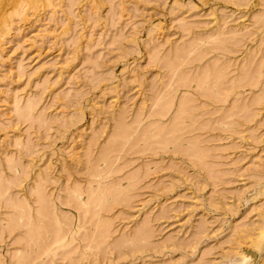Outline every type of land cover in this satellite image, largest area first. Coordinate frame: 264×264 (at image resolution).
<instances>
[{
    "label": "rangeland",
    "instance_id": "374dc122",
    "mask_svg": "<svg viewBox=\"0 0 264 264\" xmlns=\"http://www.w3.org/2000/svg\"><path fill=\"white\" fill-rule=\"evenodd\" d=\"M96 1L99 0H0V264H21L20 258L31 250L32 254L28 252V255L30 257L36 255V261H39L40 264L43 262V264H69V262L71 264L75 258L79 261L80 250L89 252V255L86 256L89 264H174L175 262L177 264H221L222 255L228 251L227 255L232 252L230 243L231 240H235V235L241 229L256 226L259 221L261 224H257V230L252 236L253 241H250L253 244H247L246 249L248 254L253 256L250 264H261L264 261V250L260 251L264 247V215L260 216V211L263 209H259L264 208V193H258L264 189V105H262L264 100L261 104L257 101H262L261 99L264 97V94L261 96V93H264V56L263 58L261 56L264 55V14H262L264 8L261 0H227V2L226 0H102V4H98V7L94 5ZM186 29L213 40H209L210 42L204 45L202 43V46L199 45L202 48L215 47L214 45L217 44L215 41L217 38H211L210 35L218 36V31L227 34L232 32L231 35H235L234 37L226 34L229 37L226 45L232 47L234 51L227 55V61L221 57L216 58L215 53L206 55L202 53L200 54L201 60L196 58L197 54L192 58L191 54L194 55L198 50L191 52L192 46L195 42L199 44L201 40L194 41ZM217 41L220 43L219 40ZM178 47L179 49H176ZM180 47L181 51L183 50L182 54L188 52L185 57H190V60L186 59V61L189 60L188 63L191 62L190 64L184 65L185 63L180 64L181 62L180 65H176L177 62L174 64ZM75 48H77V52H75ZM195 59L199 61L196 62ZM260 60L263 63L262 68ZM171 64L173 65L171 66ZM174 65L175 70L179 72L183 70L181 77L188 72L187 77L189 75L190 79L191 76L196 77V82H199L202 77L206 76L204 81L203 79L200 81L202 84L199 83L203 94L205 90L206 93L212 94V88L210 87V91L209 87H205L208 79L212 78L211 74L215 75L223 69H227V81L236 79L245 83L251 82L249 79L255 77L253 74H256L254 69L258 71L260 66V72L257 73L259 75L255 77V80L259 81L257 85L242 88L236 86L234 95L227 96L225 100L220 101L221 103H216V107L206 106L198 110L202 113L207 109L208 112L214 114L209 115L206 110L207 113L204 112L203 116L198 112L200 114L198 119L194 113L197 121L192 122V127L196 126L198 122L207 125H204L203 128V125L198 124L202 130L186 135L187 137L191 136L190 139L187 138L189 142L196 140L198 151L203 150L202 152L205 153L200 159L195 157H201L197 154H187L190 152L187 143L181 145L180 151L182 152L183 148L186 153V156H182L183 160L179 156H173L171 152L163 153L160 149L162 148L160 142L153 144L158 135L161 137L160 135L164 132L162 130L169 120V124L172 122L170 124L173 128L172 131L180 128L181 125L182 127L187 126L181 124L180 120H178L179 123L175 122L176 115H181L179 105L192 96L190 95L192 93L189 94L190 90H185L186 92L178 90L174 95L170 90L172 87H169L171 91L169 97L173 94L172 98L174 97V99L168 98V95L164 96V100L172 99V102L168 103H166L167 100L162 99L161 103V100L157 99L158 101H156L154 98V93L157 94L155 88H157V84H160V81L168 82V78L171 77L172 79L169 81L176 78V82H178L180 73L174 70ZM195 65L197 66L195 67ZM200 66L204 70L202 68L198 70ZM206 66L208 72L205 71ZM247 70L254 71L251 73L252 75L248 76L250 73L247 74ZM222 72L225 73V71ZM176 73L178 74L176 75ZM198 76L201 78L199 79ZM242 76L247 77L243 78ZM111 78L113 80H110ZM176 82H174L175 85H177ZM232 83L221 84L220 88L228 87L227 85H232ZM208 84H210L209 81ZM210 85L213 86V83ZM225 90L221 89L222 93L225 94ZM181 91L188 93V97L186 94L182 95ZM179 92L183 99H177V97H181ZM155 96L157 97V95ZM253 99L263 108L257 106V102L253 105ZM204 100L201 97V101ZM29 101L35 102V107L31 112L34 119H24L17 114V110L27 108ZM176 101H178L176 104H179V107L175 105ZM246 101L252 106L248 108H253V112L256 114L250 113V109L245 111L242 108ZM188 103L189 101L186 105ZM233 103L238 108L230 106ZM169 104H171L170 109L169 106L165 107ZM156 105L160 107L157 108ZM224 107L226 110L230 108L234 110L230 109V114V111L223 110ZM239 107H241V113ZM215 108H217L216 111ZM254 108L261 110L257 111ZM155 109L156 111H154ZM174 111L178 113L176 114ZM156 112L159 117L156 116ZM248 112L253 118L248 117ZM232 113L234 115L229 117L230 120L228 115H232ZM238 113H244L245 117L242 115L244 118H240ZM161 114L163 116H160ZM169 114H173L174 117ZM169 117L174 118V121H171L172 119ZM220 117L224 121H220L222 119ZM137 118L142 122H139ZM246 118L252 122L248 119L247 122ZM190 119L189 121L194 120L193 115ZM205 119L206 121L208 119V122H205ZM227 119L238 121L240 125L233 122H229V124ZM119 120L122 125L118 123ZM151 120H157V122L153 124ZM165 120L166 122H164ZM214 120L218 121L215 123ZM149 121L152 122L153 128L150 123L148 124ZM161 122L165 124L162 128H158L157 126ZM173 122L177 126L179 124L180 127L174 128ZM123 123L127 124L129 128L126 125L125 127L128 130L122 127ZM145 123H147L145 126L147 129L152 128V133L155 132L158 135L155 136L153 133L154 136L150 137L149 131L146 132L149 135L146 138L145 131L147 130L144 126L145 129L141 127V130L145 131L139 132L140 126ZM119 124L121 125L120 129L121 127L122 131L124 129V135L127 134L126 138L125 136L118 138L120 130H117V126ZM135 125L137 126L135 127ZM237 125L238 127H236ZM167 126L166 129L169 130H165L172 133L170 137L178 135L177 133L181 134L179 129H176V133V131H170L171 127ZM133 127H135V131ZM225 127H229L231 130L227 129L230 132ZM232 130H234V134L231 133ZM126 131L129 134L131 132V135L129 136ZM166 131L163 135L167 133ZM141 133H145L146 141H150V143L147 142L150 145L149 148L146 147L147 151L151 146L153 147L151 150L153 152L148 151V153L155 154L157 152V154L152 155L151 158L148 154L144 157L141 156L142 159L135 160L141 153L129 155L132 151L130 150L128 155L118 160L117 163L114 162L111 166L110 164H101L96 167L97 171L102 170L103 167L112 171L113 174L110 173L108 177L101 173V176H106L105 179L99 176L93 178L87 174L90 172L88 168L90 164L96 162L99 152L106 148L105 146L108 147L109 142L113 143V140L114 142L119 140V142H115L119 144L123 141L125 144L122 145H126L127 148L128 142L133 138L134 141H138L139 138L142 141L145 140ZM166 135H164L165 139L168 136ZM170 137L167 140L176 138V136ZM141 140L138 142H146ZM152 141L154 142L151 143ZM158 141L163 140L158 138ZM147 151L145 149L146 153ZM122 153L120 154L122 155ZM30 163H33L31 167L28 166ZM131 163L133 165H130ZM13 166L18 167L20 172H14ZM118 170L119 172L115 174ZM127 176L129 178L131 176L140 177L141 179L139 183L136 181L139 178L134 181L130 180L131 183L137 182L133 189L129 182L130 189L126 185L127 182H123L119 188H110L112 190H108V193L111 191L114 193L113 190H117V188L122 189L124 184L127 187L126 189L123 187V191L120 190L122 193H118L119 190L118 194L114 193L113 199L116 198V194L117 198L122 199L120 201L116 198L117 201L119 200L118 202L114 199L117 204L110 203V200L100 204V206L103 205V210L110 208L107 212H102L103 210L99 206L96 207L94 203L92 206L90 205L88 213L84 212V208L72 190L78 187L89 194L95 186L98 187L97 182L106 183L108 187V183L116 177L126 178ZM91 181H96V183ZM42 183L41 188L45 186V192L39 186ZM38 186L42 191L37 188ZM78 188L77 190H79ZM70 191L71 193L68 194ZM46 193H50L51 197L54 196L53 199L58 198L56 206L63 214L57 213L61 215L59 218L63 219L68 216L63 210L64 206L68 205L74 212L72 219L77 217L80 219L81 225L84 224L76 235L78 240H74L64 248L61 247L59 252L55 251L57 256L54 263L49 261L51 257H48L49 259L46 257L45 261V257L42 255L43 251L48 249L50 241H43L42 233L50 226L55 227L51 231L49 229L48 232L51 233L55 231L56 227L62 228L63 224H58V220L54 222L57 215L53 213L52 217L51 214H48L47 217L51 221L45 230L42 226H39L37 231L35 226L33 230H30L33 226L28 225L27 227L25 223L23 224L25 220L19 221L18 217L21 211L18 213L20 208L16 207L17 203H22V205L26 203L25 209L30 207L28 210L30 214L35 216V219H39L42 203L38 206L39 199H41L38 197L42 195L44 197L42 199L46 200L47 196H43ZM42 199L41 201L45 202ZM73 203L77 205H73L72 208ZM60 204L62 206H58ZM15 207L16 210L19 209L16 211ZM98 209L102 210L101 213ZM95 210L96 212L98 210L101 215V217H97L100 218V224L97 223L98 219L94 215ZM11 217L14 218L11 219ZM68 217L67 221L69 222L71 217ZM16 218L17 220H15ZM146 220L149 221L152 235L148 238V245L143 248L160 251L161 246L162 249L165 247L163 255L159 256V254L151 252L132 255L134 247L129 240L145 225ZM94 221L98 224L97 228H100L97 231L101 230L102 227L99 226L102 222L103 225L106 224L104 227L108 230L104 229L108 234L107 236L104 234L106 236L104 241L100 239L101 236L98 234L100 232L97 233ZM6 225L10 227L8 228ZM17 225L18 227L24 226H20L21 229H18ZM200 225H205L204 232L202 231L204 236L201 237L194 253H192L187 246L194 242L197 230L201 231L200 228L198 229L201 227ZM66 226L63 227L65 232L68 229ZM25 228H28L29 231H26ZM34 230L37 233L41 232L42 240L37 237L40 235L36 234ZM92 230L100 236L99 240L97 237L94 240L97 234L95 235ZM34 236L35 240L32 239ZM48 236L50 235H47L45 239H50ZM79 238H81V242ZM31 241L35 244L32 243L34 246H30ZM39 241L40 244L42 242L41 245ZM96 242H99L98 247L95 246ZM171 243L176 244L177 249L171 250ZM85 245L86 249L88 246L90 248L86 250L83 248ZM39 246H42L43 249ZM78 246L81 249H76ZM38 250L42 254H38ZM35 253L38 254V257ZM19 254L22 256L19 257ZM31 258L28 262L31 261ZM34 258L30 264H35ZM81 261H83L82 264H87L84 258ZM24 263L22 262V264Z\"/></svg>",
    "mask_w": 264,
    "mask_h": 264
},
{
    "label": "bare ground",
    "instance_id": "6f19581e",
    "mask_svg": "<svg viewBox=\"0 0 264 264\" xmlns=\"http://www.w3.org/2000/svg\"><path fill=\"white\" fill-rule=\"evenodd\" d=\"M100 1V2H99ZM99 1H96V2H94V5L96 6V7H98L100 4H102L101 3V1L102 0H99ZM104 1V0H103ZM102 1V2H103ZM107 2H109V1H107ZM226 2H227V0H226ZM261 2H262V5H263V8H264V0H261ZM93 4V3H92ZM99 4V5H98ZM261 4V3H260ZM236 5V4H235ZM95 6H93V8L95 9ZM262 14H264V9L262 10ZM263 24V23H262ZM264 25V24H263ZM258 27H261V26H258ZM257 27V28H258ZM186 30H188V34H190L191 35V37H192V39L194 40V41H196V40H201L200 41V43L199 44H197L196 42H195V46L193 45L192 47H193V49H192V51L191 52H194V51H196L197 49L199 50V52H198V50L196 51V53H194V55L193 54H191L193 57L192 58H194L195 57V55L197 54L198 56H196V58H199L200 60H201V58L202 57H200L201 55L200 54H204V55H206V54H209V53H215V55H216V58L217 57H221V58H223L224 59V61H227V55L228 54H230V53H232L234 50L232 49V47H229V46H227L226 45V43L228 42V39H229V37H227L226 36V34L227 33H220V31H218L217 32V34H219L218 36H215V34H213V35H210V37L212 38H214V37H216L217 38V40H219V42L220 43H218V41L217 40H215L216 42H217V44L216 43H214V44H216V45H214L215 47H213V46H211V48H202V47H200V46H202V45H204L205 43H209L212 39H209V37H207L208 38V40H207V38H205V37H202L199 33V35H197L195 32H193L192 30H189V29H186ZM222 32V31H221ZM230 34V33H229ZM229 34H227V35H229ZM231 34H232V32H231ZM230 34V35H231ZM220 36H222L223 38H221ZM225 36V37H224ZM235 35H231V37H234ZM219 37H220V39H219ZM215 39V38H214ZM210 40V41H209ZM193 41V42H194ZM213 41V40H212ZM203 43V44H202ZM190 44H191V42H190ZM189 44V45H190ZM202 44V45H201ZM200 45V46H199ZM185 46V45H184ZM200 48H199V47ZM192 47H190V48H192ZM195 47V48H194ZM176 49H179V47L178 48H176ZM181 47H180V52H178L177 54H176V56H175V61H174V64H176L175 62H177L178 64H176V65H180V64H182V63H185L184 65H188V64H190V63H188L189 62V58L190 57H188V58H186L185 57V55H186V53H188V52H186V53H183L182 54V51H181ZM183 49H184V47H183ZM186 49L188 50V47H186ZM78 50H77V48H75V52H77ZM179 51V50H178ZM175 52H177L176 50H175ZM263 53V52H262ZM264 54V53H263ZM188 56V55H187ZM262 56V58H263V56L264 55H261ZM184 59H183V58ZM192 58H191V61H193L192 60ZM186 59H189L188 61H186ZM168 60V59H167ZM170 60V59H169ZM168 60V61H169ZM185 60V61H184ZM194 61H196V59L194 60ZM199 61V60H198ZM198 61H196V62H198ZM261 61L262 60H260V62L259 63H261ZM263 61H264V58H263ZM173 61H172V59H171V63H172ZM181 62V63H180ZM186 62H187V64H186ZM170 63V62H169ZM180 63V64H179ZM259 63H258V65H259ZM168 64V63H167ZM170 65V64H169ZM169 65H168V67H169ZM173 64H171V66H172ZM261 65H263V63H261L260 64V66ZM182 66V65H181ZM197 65H195V67H196ZM260 66H259V68H260ZM264 66V65H263ZM263 66H261V68L263 67ZM179 67V66H178ZM194 67V66H193ZM194 67V68H195ZM215 67V66H214ZM172 68V67H171ZM177 68V67H176ZM200 68H202L201 66L199 67V69L198 70H200ZM207 68V66L205 67V71L206 70H208V69H206ZM217 68V67H216ZM254 68H256L255 66H254ZM253 68V69H254ZM258 68V71H257V69H254V70H256L254 73H258V72H260L259 69ZM173 69V68H172ZM196 69V68H195ZM203 69V68H202ZM213 69V68H212ZM171 70V69H170ZM174 70H175V65H174ZM192 70H194V69H192ZM198 70H197V73H198ZM204 70V69H203ZM218 71H219V68L217 69ZM221 70V69H220ZM227 70V69H226ZM226 70H222V71H225V73L224 72H222V71H220L218 74L216 73H214V71H213V73L215 74V75H213V74H211L212 76V78L211 79H208V81L210 82V84L211 83H213V86L212 85H210V84H208V81H207V85L205 86V87H211L212 88V91H211V88L210 89H208V90H210L211 91V93L212 94H208V93H206V90L205 89H202V90H205V92H204V94H203V92H201V90H200V88H199V83H201L200 81L203 79V81H204V77H206V76H204V77H202V79L201 80H199V82H196V80H195V78L196 77H193V76H191V79L189 78V76L187 77V73H185L184 75H186V76H184L183 75V77H181L182 75V73H183V70H182V72H179V71H177V70H175V71H177V72H179L180 74H178V73H176V75L178 74V77H179V80H177L178 82H176V78L175 79H173V80H175V81H173V80H170L169 81V79H172L171 77H170V75H169V77L170 78H168V82L166 81V82H164V81H160V87H158L159 85L157 84V88H155L156 90H155V92L157 91V94L156 93H154L155 95H157V97L154 95V98L156 99V101H158V100H161L160 102L162 103V99L164 98V96H167L168 95V98H172V96H174L175 95V93L179 90H183V91H187V90H190V92H189V94L190 93H192V94H190V95H192V96H189L188 97V93H185V92H183V91H181L182 92V95L184 94V96H185V94L187 95V101H189V103H188V105H186V103H187V101L186 102H182V100H181V102H182V104L181 105H179V104H176V103H178V101L180 102V100H178V101H176L175 102V105L176 106H180L181 108H179V109H181V111H180V113H181V115H180V117H179V119H178V116L176 115L178 112L176 111H174V113H176V114H174V115H176V117H177V120H176V118H175V120H176V122L175 123H177L178 122V120H180L179 122L181 123V124H186V125H183V126H186V127H182V125H181V127L179 126V124H178V126L180 127V128H178L179 129V132L181 133L180 135H179V133H177V130L176 129H174L173 131H176V133L178 134V135H173V136H176V138L174 137L173 138V136H171L172 138H173V140L172 139H168L167 140V138H169L170 137V134L172 135V133H170V132H167L169 129H166V126L169 124V122H170V120L168 121V123H167V125L165 126V128L162 130V131H166L167 133V135L166 134H164V135H166L167 137H166V139H165V136L163 135V133L164 132H162V134L160 135L161 137H158L159 135H158V133H155V132H153L154 134H155V136L156 135H158L157 136V139L156 138H154V139H156V140H154V141H152L151 143H153V144H157V143H159L160 142V144H162V148H160V149H162V151H163V153H167V152H171L172 154H173V156H179V158L181 159V160H183V158H182V156L183 155H185L186 153L183 151V148H182V152L180 151L181 150V145H183L184 143H187V144H189V148H188V145H186L187 146V148H188V150L190 151V152H187V154L189 153H191L192 155L194 154H197L198 156H201V157H197V156H195L196 158H198V159H200V158H202V156H204L205 155V153L204 152H202V151H198L197 149L199 148L198 147V143L196 142V140L194 141V142H189V140L188 139H190V137L191 136H189V137H187L186 135L187 134H189V133H192V132H196V131H199V130H202L201 129V127H199L198 126V124H201V125H203V123H197V127L196 126H193L192 127V122L194 123V122H196L197 121V118L196 117H194V113H196V115L198 116H200V114L201 115H203V114H205V113H207L208 112V110H207V112H206V110H204L202 113L200 112V111H198V110H200L201 108H203V107H206V106H215V104L216 103H221L220 101L221 100H225L226 99V97L227 96H232V94L234 95V89L236 88V86H237V88H242V87H245V86H255V85H257V82H259L258 80H255V77H258V75L259 74H257V76H256V74H253V75H255V77L253 76V78L252 79H249V80H251V82H245V83H241V80H231V81H229V79H228V81L226 80L227 79V77H226V75L228 74V72H226ZM254 70H252V72L254 71ZM187 71V70H186ZM188 71H190V70H188ZM202 71V70H201ZM204 71V72H205ZM174 72V71H173ZM172 72V73H173ZM206 72H208V71H206ZM210 72H211V70H210ZM215 72H216V70H215ZM247 74H249L248 76H250V75H252L251 73L252 72H250V71H248L247 70ZM192 73H194V72H192ZM201 73V72H200ZM220 73H222V74H220ZM223 73H224V75H223ZM171 74V73H170ZM189 74V73H188ZM203 74H205V73H203ZM207 74V73H206ZM246 74V73H245ZM244 74V75H245ZM173 75H175L174 73H173ZM193 75V74H192ZM200 75H202V73L200 74ZM260 75H261V73H260ZM173 77H177V76H173ZM187 77V78H186ZM226 77V78H225ZM243 78H246L247 76H242ZM198 78L200 79L201 78V76L199 77L198 76ZM178 79V78H177ZM110 80H113L112 78L110 79ZM255 80V81H254ZM197 81H198V79H197ZM174 82H176V84L177 85H175V83ZM228 82H230V83H232V85H227L228 87H226V86H224L225 88H226V90H225V88H220V85L221 84H225L226 85V83L228 84ZM256 82V83H255ZM167 83H169V84H167ZM173 83V84H172ZM198 83V84H197ZM203 83H205V82H203ZM237 85H236V84ZM167 84V85H166ZM202 84V83H201ZM201 84H200V86H201ZM169 87H172L170 90L172 91V93H174V95L172 94V96H170L169 97V92L171 93V91L169 90ZM204 87V86H203ZM203 87H201V88H203ZM204 87V88H205ZM223 87V86H222ZM168 88V89H167ZM206 88V89H207ZM221 89H224L225 91L224 92H226L225 94L224 93H222V91H221ZM208 92V91H207ZM214 92V93H213ZM221 92V93H220ZM264 92V91H263ZM206 93V94H205ZM181 93L179 92V96H181L180 95ZM262 94V95H261ZM260 95L261 96H263V94L264 93H261ZM159 95V96H158ZM259 95V96H260ZM260 96V97H261ZM201 97H203V99H205L204 101H201ZM258 97V96H257ZM166 99V100H164V101H166V103H168V102H172V99H174V97L172 98V99ZM178 98H182L183 99V97L181 96V97H177V99ZM186 98V97H185ZM190 98V100H188ZM264 97H262V101H260V100H257L256 98H254V99H256L257 101H259V103L261 104V102H263V99ZM158 99V100H157ZM176 99V100H177ZM253 99V101H254V104L253 105H255L256 104V100H254ZM185 100V99H184ZM156 101H154L153 100V102H156ZM152 102V103H153ZM230 102V101H229ZM248 101H246L245 102V104H244V102H243V107L242 108H244V110L245 111H249V109L251 110L250 111V113L251 112H253V108H248V107H250L251 106V104H248L247 103ZM166 103H164L165 105H166ZM222 103H223V101H222ZM224 103H225V101H224ZM239 103V102H238ZM242 103V102H241ZM249 103H251V102H249ZM258 103V102H257ZM258 103V105L257 106H260V104ZM234 104V103H233ZM230 105V106H232V107H234V106H236L235 104L234 105ZM80 105V104H79ZM170 105L171 104H169V105H167V106H165L166 108L168 107L169 109H170ZM229 105V104H228ZM242 105V104H241ZM262 105H264V102H263V104ZM150 106H152V105H150ZM157 106V105H156ZM159 106V105H158ZM158 106H157V108H158ZM162 106V105H161ZM178 106V107H179ZM222 106V105H221ZM240 106V105H239ZM27 108L25 109L24 108V110L23 109H19V110H17V114H18V116H20V117H23L24 119L26 118V119H30V118H33L34 119V116L32 117V114H31V112H33V109H34V107H35V102H33V101H29L28 102V104H27V106H26ZM160 107V106H159ZM162 107H164V106H162ZM164 107V108H165ZM175 107V106H174ZM216 107V106H215ZM219 108H220V105L218 106ZM217 107V108H218ZM252 107V106H251ZM260 107H262L263 108V106H260ZM143 108V107H142ZM141 108V109H142ZM156 108V109H157ZM163 108V109H164ZM211 108H213L214 109V107H211ZM217 108H215V111H216V109ZM218 108V109H219ZM228 108V107H227ZM235 108H238L237 106L235 107ZM240 108V113H241V107H239ZM156 109L154 110V111H156ZM162 109V108H161ZM168 109V110H169ZM176 109V108H175ZM178 109V108H177ZM176 109V110H177ZM225 109V107L223 108V110ZM231 110H234L233 108H230ZM226 110L225 109V112L226 111H230V114H231V110ZM255 109V108H254ZM257 109V108H256ZM255 109V110H256ZM260 109V108H259ZM259 109H257V111L259 110ZM144 110V109H143ZM158 110V109H157ZM211 110V109H210ZM254 110V111H255ZM261 110V109H260ZM162 111V110H161ZM179 111V110H178ZM212 111V110H211ZM214 111V110H213ZM218 111V110H217ZM222 111V110H221ZM238 111V110H237ZM244 111V112H245ZM158 112H160L159 110H158ZM163 112H164V110H163ZM165 112H166V109H165ZM164 112V113H165ZM168 112V111H167ZM172 112H173V110H172ZM198 112H200V114L198 113ZM205 112V113H204ZM152 113V112H151ZM157 113V112H156ZM163 113V114H164ZM209 113V115L210 114H214L213 112H208ZM223 113V112H222ZM249 112H248V114H249V116L248 117H252L253 118V116H251V114H250ZM254 113V112H253ZM252 113V114H253ZM167 114V113H166ZM225 115H227V113H224ZM239 114V113H238ZM237 114V115H238ZM244 113H242V114H239L241 117L240 118H242L243 116L245 117V115H243ZM254 114H256V113H254ZM253 114V115H254ZM153 115H154V113H153ZM165 115V114H164ZM169 115H171V114H169ZM173 115V114H172ZM171 115V116H172ZM193 115V118H194V120L193 121H189V119L191 118V116ZM195 115V116H196ZM206 115H208V114H206ZM234 114L232 113V115H228V118L230 117V116H233ZM243 115V116H242ZM258 115V114H257ZM149 116V115H148ZM148 116L146 117V119L148 118ZM151 116V115H150ZM156 116H158L159 117V114L157 113V115ZM160 116H163L162 114L160 115ZM182 116V117H181ZM199 116H198V119H199ZM204 116V115H203ZM236 116V115H235ZM19 117V118H20ZM152 117V116H151ZM154 117V116H153ZM172 117H174V116H172ZM202 117V116H201ZM224 117H226V116H224ZM236 117H238L239 118V116H236ZM235 117V118H236ZM243 117V118H244ZM124 118V117H123ZM169 118H171V117H169ZM195 118H196V120H195ZM220 118H222V117H220ZM219 118V119H220ZM231 118V117H230ZM229 118V119H230ZM234 118V119H235ZM22 119V118H21ZM138 119V118H137ZM142 119V118H141ZM172 120L171 121H174V118H171ZM210 119V118H209ZM213 119H215V118H213ZM229 119H227L226 121H228V123L230 122V123H234V124H239L240 125V123H238V121H229ZM249 120V118H246L245 120ZM23 120V119H22ZM121 120H122V118H121ZM139 120V119H138ZM138 120H136V121H138ZM167 120V119H166ZM166 120L164 121V122H166ZM191 120V119H190ZM211 120V119H210ZM221 120H223V118L222 119H220V121ZM231 120V119H230ZM242 119H240V121H241ZM248 120H247V122H248ZM33 121V120H32ZM120 121V120H119ZM152 122H153V124H154V122H157V120H151ZM151 121H149L148 122V124L150 123V125L152 124V122ZM202 121H204V120H202ZM216 121H218V120H214V122L216 123ZM224 121V120H223ZM223 121H222V123H223ZM243 121V120H242ZM250 122H252L251 120H249ZM31 122V121H30ZM139 122H142V120H139ZM178 122V123H179ZM200 122H201V120H200ZM205 122H208V119H207V121H206V119H205ZM118 123H120L121 124V121L120 122H118ZM135 123V122H134ZM138 123V122H137ZM161 123H162V125H161ZM159 125H161V126H157L158 128L160 127V128H162V126H164V124L165 123H163V122H161ZM172 123V122H171ZM170 123V124H171ZM174 123V122H173ZM174 123V124H175ZM224 123H226V122H224ZM228 123H226V124H228ZM229 123V124H230ZM246 123V122H245ZM119 124V126H117V130L119 131L118 132V138H123L125 135H127V134H125L124 135V129L126 128V127H128L127 126V124H125L126 125V127H125V125H124V123H123V131H122V127H121V129H120V126L122 125H120ZM146 124L147 123H145V125L144 124H142V126H140V128H139V132H142V131H145V130H141L142 128L141 127H145L146 126ZM152 124V125H153ZM170 124L168 125L169 127H171L170 126ZM246 124H249V123H246ZM149 125V126H150ZM151 125V126H152ZM204 125H206L205 123H204ZM204 125H203V128H204ZM232 125V124H231ZM134 126V125H133ZM137 125H135V127H136ZM148 126V125H147ZM156 126V125H155ZM167 126V127H168ZM177 126V124H175V126L173 125V127L175 128V127H178ZM207 126V125H206ZM227 126V125H226ZM119 127V128H118ZM135 127H133V129H134V131H135ZM143 127V128H144ZM157 127H155V128H157ZM233 127H234V125H233ZM236 127H238V125L236 126ZM129 128V127H128ZM146 128V127H145ZM144 128V129H145ZM152 128H153V126H152ZM152 128H146V130L147 131H145V133L146 132H149L150 131V133H149V135H150V137H151V135L152 136H154L153 135V133H152V131H151V129ZM157 128V129H158ZM188 128H190V129H188ZM226 129L227 128H229V127H225ZM127 129V128H126ZM131 129V128H130ZM132 129V130H133ZM156 129V130H157ZM166 129V130H165ZM171 129H173L172 127L170 128V131H172ZM188 129V130H187ZM211 129H213V128H211ZM225 129V130H226ZM230 129V128H229ZM229 129H227L228 131H229ZM128 130V129H127ZM155 130V131H156ZM231 130V129H230ZM159 131H160V129H159ZM172 131V132H173ZM184 131V132H183ZM117 131H116V129H115V133H116ZM133 132V131H132ZM157 132V131H156ZM230 132V131H229ZM126 133H128L129 134V132L128 131H126ZM138 133V132H137ZM144 133V134H145ZM231 133H235L234 132V130H232V132ZM237 133V132H236ZM136 134V133H135ZM143 133H141V135H142ZM144 134L142 135L143 137H144ZM147 134V133H146ZM112 135H117V134H112ZM119 135H120V137H119ZM131 135V132H130V134H129V136ZM140 134H138V136H139ZM140 135V136H141ZM148 134L147 135H145L146 136V138H147V136H149ZM162 135H163V138H162ZM135 137V136H134ZM142 137V139H144ZM170 137V138H171ZM114 139L116 138V137H113ZM125 138H126V136H125ZM139 138V137H138ZM146 138H145V140H143V141H146ZM149 138V137H148ZM158 138H160V140L162 139L163 141H158ZM188 138V139H187ZM132 139V138H131ZM130 139V140H131ZM134 139V138H133ZM132 139V141H127L128 142V144H130V145H128L127 144V148H126V145H122L124 142L123 141H121L119 144H117V143H115L117 140H115V142H114V140H113V143H111V142H109V144H107L108 145V147L107 146H105L106 148H102L103 150L102 151H100L99 152V154H98V156L96 157V158H98L97 160H96V162L95 163H91V164H93L92 166H91V164H90V167H88L89 168V171L90 172H88L87 174H89V176H92L93 178H95V177H103V179H105L106 178V176L108 177V175L112 172V171H110L109 169H107V168H105V167H103L102 168V170L100 169V171H97V169L98 168H96L97 166H101V164H110V166L114 163V162H116L117 163V161L118 160H120L121 158H123L125 155H128V152L130 151V150H132L130 153H129V155L131 154H135V155H137V153H141L140 154V156L139 157H137V158H135V160L136 159H138V158H140V159H142L141 158V156L142 157H144V156H146V155H148L149 154V157L151 158V156L153 155H155V154H157V152H155V154L154 153H148V151L149 152H153V151H151L152 150V146H151V148L150 149H148V151H147V148L146 147H148L149 148V143H150V141L148 140V141H146V142H144V143H139L138 141H140L141 139L139 138V140L137 141L136 139H137V137L135 138V140L136 141H134ZM165 139V140H164ZM142 141V140H141ZM142 141V142H143ZM158 141V142H157ZM117 142H119V140L117 141ZM130 142H132V143H130ZM147 142H149L148 144H147ZM189 142V143H188ZM125 144V143H124ZM140 144H142L141 146H140ZM90 146H93V144L91 145L90 144ZM145 146V147H144ZM125 148V149H124ZM134 148V149H133ZM136 148V149H135ZM159 148H157V149H159ZM124 149V150H123ZM145 149H146V151H147V153L145 152ZM184 150H185V146H184ZM201 150V149H200ZM155 151V150H154ZM124 154H123V153ZM144 152V153H143ZM120 153H122V155L120 154ZM188 154V155H189ZM121 155V156H120ZM186 156V155H185ZM36 158V157H35ZM95 158V159H96ZM95 159H94V161H95ZM112 159V161H110ZM135 160H132L133 162L135 161ZM31 162V161H30ZM132 162V163H133ZM130 164V165H133V164ZM33 165V163H30L28 166L29 167H31ZM129 165V164H128ZM127 165V166H128ZM107 167H109V166H107ZM13 168H14V172H20V169L18 168V167H15V166H13ZM91 169V170H90ZM115 171V170H114ZM148 171H149V169H148ZM119 172V170L118 171H116L115 172V174L116 173H118ZM147 172V171H146ZM101 173H102V175H106V176H101ZM150 173V172H149ZM148 173V174H149ZM26 174V173H25ZM111 174H113V173H111ZM134 176H137L136 174H133ZM146 175H147V173H146ZM132 177L131 176V178H129L128 176L126 177V178H119V177H116L114 180H112L111 182H107L108 183V187H107V185H106V183L105 184H102L103 182H101L100 181V183L99 182H97V186L98 187H94V189L91 187V189H93V190H91L92 192L91 193H89V194H86V192H84V191H82L81 189H79L78 187H75V188H71L73 191H74V194H75V196L77 197V199L80 201V203H81V206H82V208H84V212L86 211V213H88L89 211H88V209H90L89 207H90V205L92 206L93 205V203H94V205L97 207V206H99L100 207V209H102L103 210V205H101L100 206V204H102V203H104V202H106V201H108V200H110V203H115V204H117V202L120 200H122V199H119V198H117L118 197V193H120L121 191H123V189L125 188H127L128 187V189H130L129 188V183H130V187H132L131 189H133L134 187H136V185H137V182L139 183V181H140V177H137V178H139V180H136L135 181V183H131L130 182V180H132V181H134L135 179H137V178H135V177ZM23 178H24V175L22 176ZM105 177V178H104ZM134 178V179H133ZM22 179L20 178V181H21ZM100 180H102V179H100ZM47 181V180H46ZM103 181V180H102ZM17 182V181H16ZM45 182V181H44ZM92 182V181H91ZM93 182H95L96 183V181H93ZM92 182V183H93ZM123 182H127L126 183V185H127V187H125L124 185H123V187H122V189L120 188V190L118 189L119 187H121L122 186V183ZM129 182V183H128ZM18 183V182H17ZM17 183H15V185H17ZM91 184V183H90ZM41 185H43V183L42 184H40L39 186H40V188H41ZM39 186L37 187V188H39ZM45 186H43V188H41L42 190H43V192H45L44 191V188ZM107 187V188H106ZM115 187H118L117 188V190H113L114 191V193H117V191H118V193L116 194V198L117 199H119L118 201H117V199L116 198H114V199H116V201L117 202H115V200L113 199V197H115V196H113V195H115L114 193H112V191L110 192V193H108L107 191L109 190H112V189H110V188H115ZM39 188V190H41ZM77 188L79 189V190H77ZM2 189H3V187H2ZM1 189V190H2ZM116 189V188H115ZM3 190H5V189H3ZM38 190V189H37ZM41 190V191H42ZM71 190V191H72ZM259 190H261V189H259ZM71 191L68 193V194H70L71 193ZM72 191V192H73ZM90 191V190H89ZM116 191V192H115ZM36 192H38V191H36ZM42 192V193H43ZM40 193V192H39ZM38 193V194H39ZM122 193V192H121ZM264 193V189H262V192H260V193H258V194H263ZM44 194V193H43ZM39 196V195H38ZM43 196H47V197H45V199L46 200H43L44 199V197H42V195H40L38 198H43L42 200L43 201H45V202H42L41 201V199H39V202H40V204L38 205V206H40L41 205V203H42V205H41V212H39V213H41V216H40V218L37 220V219H35L34 217L35 216H33L32 214H30V211H28V210H30V207H28V209H27V207H26V209H25V207L24 206H27V204L25 203H23L24 205H22V203L20 204V203H17L16 204V207H19L18 209H19V211H18V213L20 212L21 214H19V221L20 220H25L24 222H23V224L25 223L26 225L25 226H27L28 227V225L29 226H33L32 227V229H30V230H33L34 229V226H35V228H36V231H37V228L40 226H42V228H44L43 230H45V228H48L49 226V224H50V221H51V219L49 218V217H47L48 216V214H51L52 215V217H53V213L54 214H56L57 216V218L54 216V218H56V220H54V222H56L57 220V222H58V224H63V226H62V228L64 227V225H67L66 227L68 228L67 230H66V232H65V230H64V228L62 229V228H60V227H56V229H54L55 231H52V233L51 232H48L49 231V229H50V231L51 230H53V228H55V227H49V229L47 230V232H46V230L42 233V236H43V238H44V240L43 241H45V240H50L49 241V247H48V249L44 252L43 250V254L40 252L39 253V250H38V254H42L43 255V257H45V261H46V257L48 258V257H51L52 258V260H51V258H50V260L49 261H52V263H54L56 260V256H57V253L55 252V251H58L59 252V249H62V248H64V247H66L68 244H70L71 242H73L74 240H78V238H76V235H77V233H78V231H79V229L80 228H82V226L84 225V224H82L81 225V222L79 221L80 219L79 218H77V217H75V219L73 220L72 219V215H74V212H73V210L71 209V208H69V206L68 205H65L64 207L65 208H63V210H64V212L65 213H67L68 214V216H70L71 217V220H69V222L67 221L68 219H67V217L68 216H62V217H64L65 219H66V222H65V220H64V218L63 219H61V217L59 218V216H61V215H63V214H61L60 212H59V209H58V207L56 206V202L58 201V198H56V199H53V197H51V194L50 193H46L45 195H43ZM71 196V195H70ZM35 197H37V196H35ZM67 197H69V196H67ZM71 197H73V196H71ZM70 197V198H71ZM127 197V196H126ZM37 198V199H38ZM69 198V199H70ZM95 198V199H94ZM97 198V199H96ZM98 198H100V199H98ZM36 199V200H37ZM73 199V198H72ZM36 200H35V202H36ZM57 200V201H56ZM38 201V200H37ZM69 202L71 201V199L70 200H68ZM114 201V202H113ZM72 202H74V201H72ZM38 203V202H37ZM76 203H77V201H76ZM20 205V206H19ZM73 205H75L74 203L72 204V208H73ZM77 205V204H76ZM75 205V206H76ZM79 206H80V204H78ZM11 206H13L12 204H11ZM58 206H62L61 204L60 205H58ZM68 206V207H67ZM16 207H15V210H16ZM98 207V208H99ZM102 207V208H101ZM13 208V207H12ZM17 209V210H18ZM110 209V208H109ZM109 209H106V210H99V212L101 213V211L102 212H107V210H109ZM263 209V210H262ZM16 210V211H17ZM24 210V211H23ZM40 210V209H39ZM66 210V211H65ZM78 210H80V209H78ZM98 210H97V212H96V210H95V213H94V215L96 216V218L97 217H101V215H99V212H98ZM259 210H262V211H260V216L261 215H264V208L263 207H261ZM22 211H23V213H22ZM37 211V210H36ZM62 211V210H61ZM82 212H83V210H81ZM16 213V212H15ZM15 213H14V216H16L17 215V213H16V215H15ZM35 213V212H34ZM57 213H59V214H61V215H59V214H57ZM18 216V215H17ZM38 216V215H37ZM50 216V215H49ZM45 217H46V219H45ZM51 217V218H52ZM70 217H68V218H70ZM78 217H79V215H78ZM12 218H14V217H11V219ZM43 220H42V219ZM49 218V219H48ZM53 219V218H52ZM98 219V218H97ZM97 219H95L96 221H97ZM100 219V218H99ZM98 219V222L97 223H99V220ZM159 219V218H158ZM15 220H17V218L15 219ZM64 220V221H63ZM96 221H94L95 222V224H96ZM9 222H10V220H9ZM12 222H13V220H12ZM15 222V221H14ZM18 222V221H17ZM22 222V221H21ZM20 222V223H21ZM41 222V223H40ZM54 222H52V223H54ZM65 222V223H64ZM68 222V223H67ZM93 222V223H94ZM101 222V221H100ZM11 223V222H10ZM19 223V224H20ZM14 224V223H13ZM41 224V225H40ZM47 225L46 227H44L45 225ZM57 224V225H58ZM100 224V223H99ZM259 224H261V222L259 221V222H257L256 223V226H254V227H250V226H248L249 228H246V229H241L236 235H235V240H231V243H230V247H231V253L230 254H228L227 255V253H229V251L226 253V255H222V259L223 260H221V264H250L251 262H252V260H253V256L252 255H250V254H248V251H247V249H246V247L248 246L247 244H249V243H251V244H253V242H250V241H253L252 239H253V235L255 234V230H257L256 228H257V226ZM11 225V224H10ZM6 226H8V225H6ZM16 226V225H15ZM20 226H22V225H20ZM19 226V227H20ZM24 226V225H23ZM22 226V227H23ZM54 226V225H53ZM97 226H98V224H96V231H97V229H100V228H97ZM104 226H106V224L105 225H103V222H102V224H101V226H99V227H102L103 229L104 228H106V227H104ZM201 227H198V229L199 230H201V231H199L198 232V230H197V232L195 233V240H194V242L193 243H190L187 247L188 248H190V250H191V252L192 253H194V251H195V248H196V245L199 243V241H200V239H201V237L202 236H204V235H202V231H203V227L205 226V225H200ZM252 226V225H251ZM10 226H8V228H9ZM17 227H18V225H17ZM18 227V229H21V228H19ZM65 227V228H66ZM12 228V227H11ZM10 228V229H11ZM31 228V227H30ZM41 228V229H42ZM61 230H60V229ZM101 228V230H98L97 231V233L98 232H100V233H98V234H100V236L102 237H100V236H98V234L97 233H94L95 231L94 230H92V232L96 235L95 237H94V240H95V238L97 237V239L100 237V239L101 240H103L104 241V238L107 236V234L105 233L106 231H105V229L103 230ZM245 228V227H244ZM26 229V228H25ZM24 229V230H25ZM28 229V228H27ZM26 229V231H29V229L27 230ZM39 229V228H38ZM107 230H108V228H106ZM58 230V231H57ZM205 230V229H204ZM11 231V230H10ZM26 231H25V233H26ZM35 231V230H34ZM35 231V233L36 234H38V235H40L41 234V232H36ZM108 232V231H107ZM204 232V231H203ZM31 233V232H30ZM92 233V234H93ZM152 233V231H151V226H150V224H149V221H147L146 220V222H145V225L144 226H142V228L139 230V232L138 233H136V235L132 238V239H130L129 240V242L131 243V245H133V249H132V255L133 254H139V253H154V254H159V256L160 255H163V250L165 249V247L162 249V246H161V250L160 251H158V250H156V249H151V250H149V249H144L143 247H146V245H148V238H150V235H152L151 234ZM28 234V233H27ZM93 234V235H94ZM106 236H105V235ZM110 234V233H109ZM26 235V234H25ZM34 235V234H33ZM47 235H50V236H48V238H50V239H45L46 237H47ZM92 235V236H93ZM30 236H32V235H30ZM45 236V237H44ZM87 236V235H86ZM37 237H39V238H41V240H42V237H41V235L40 236H37ZM36 237V238H37ZM24 238V237H23ZM25 238H26V236H25ZM29 238H31V237H29ZM91 238H93V237H91ZM27 239V238H26ZM32 239H34L35 240V236H34V238H32ZM81 238H79V240H80ZM29 240H31V239H29ZM33 240V241H34ZM89 240H91V239H89ZM89 240H88V242H89ZM99 240V239H98ZM97 240V241H98ZM100 240V241H101ZM139 240H145V241H141V242H144L143 244L139 241ZM24 241V240H23ZM22 241V242H23ZM26 241V240H25ZM28 241V240H27ZM37 241V240H36ZM82 240H80V242H81ZM85 241V240H84ZM83 241V242H84ZM103 241L101 242V244L103 243ZM29 242V241H28ZM138 242H140V243H138ZM148 242V243H147ZM25 243V242H24ZM33 242L31 241V245L30 246H32L33 244H32ZM46 243V242H45ZM91 243V242H90ZM97 243V242H96ZM99 243V242H98ZM96 244L95 246H99V244ZM147 243V244H146ZM39 244H40V241H39ZM38 244V245H39ZM41 244H42V242H41ZM40 244V245H41ZM44 244V243H43ZM46 244H48V243H46ZM84 244V243H83ZM100 244V245H101ZM140 244V245H139ZM35 245V244H34ZM33 245V246H34ZM180 245H182V244H180ZM29 246V245H28ZM42 246H45V245H42ZM42 246L40 247V248H42ZM91 246H92V244H91ZM171 250H175V249H177V245L176 244H174V243H171ZM185 246V245H184ZM183 246V247H184ZM46 248H47V246H45ZM62 247V248H61ZM93 247V246H92ZM186 247V246H185ZM30 248V247H29ZM33 248V247H32ZM83 248H85L86 249V245H85V247L83 246ZM90 248V246H88V248L87 249H89ZM95 248V247H94ZM160 248V247H159ZM178 248H179V246H178ZM26 249H28L27 247H26ZM43 249V248H42ZM58 249V250H57ZM76 249H81L79 246H78V248H76ZM86 249V250H87ZM170 249H168V250H170ZM230 250V249H229ZM262 250H264V247L262 248V249H260V251H262ZM162 251V252H161ZM30 252H32V250L31 251H27V255L29 254ZM35 252V251H34ZM33 252V253H34ZM80 252V257L78 258L79 259V261H77L76 260V258H75V260L74 261H71V264H82L83 263V261H81L83 258L86 260V263L87 264H89V260H87V258H86V256L87 255H89L88 253V251H82V250H80L79 251ZM23 253H24V251H23ZM23 253H21V254H23ZM56 253V255H55V257H54V254ZM30 254H32V253H30ZM35 254H37V253H35ZM34 254V255H35ZM38 254H37V257H38ZM24 256H26L27 257V263L28 264H30V262L33 260V258L35 257L36 258V255L34 256V257H30L29 255V257L24 253L23 254ZM41 255V256H42ZM22 255H20L19 254V257H21ZM24 256H22L23 257V259L25 260V258L26 257H24ZM18 257V258H19ZM22 257L20 258V262H21V264H22V262L24 263V260L22 261ZM29 258H31V261L30 262H28V260H30ZM34 258V262L37 260V258L35 259ZM67 258V257H66ZM82 258V259H81ZM49 259V258H48ZM61 259H64V258H61ZM61 259H60V261H61ZM255 259L257 260V258L255 257ZM26 260H25V263H26ZM44 260V259H43ZM71 260V259H70ZM48 261V260H47ZM263 261V260H262ZM37 263L39 262V261H36ZM35 262V264H37ZM264 262V261H263ZM262 262V263H263ZM24 263V264H25ZM26 263V264H27ZM42 263V262H41ZM44 263V262H43ZM42 263V264H43ZM47 263V262H46ZM51 263V262H50ZM261 263V264H262ZM20 264V263H19ZM31 264H33V263H31ZM38 264H40V262L38 263ZM69 264H70V262H69ZM174 264H177L176 262L174 263ZM264 264V263H263Z\"/></svg>",
    "mask_w": 264,
    "mask_h": 264
}]
</instances>
